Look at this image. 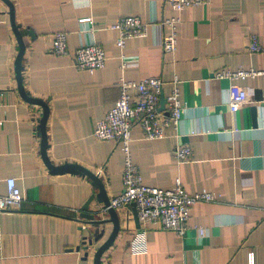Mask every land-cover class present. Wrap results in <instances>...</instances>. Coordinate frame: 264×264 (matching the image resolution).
Listing matches in <instances>:
<instances>
[{"label": "crops", "instance_id": "obj_1", "mask_svg": "<svg viewBox=\"0 0 264 264\" xmlns=\"http://www.w3.org/2000/svg\"><path fill=\"white\" fill-rule=\"evenodd\" d=\"M26 44L24 83L50 107L48 155L56 164L78 163L98 173L110 198L123 190L125 154L118 140H98L94 129L119 99V82L161 77L163 93L180 89L184 104L178 127L167 136L148 139L132 130V156L146 184L165 189L180 177L192 193H215V201L195 204L180 235L152 223L137 227L133 206L117 208L121 231L102 256V264H264V107L253 126L256 96L264 97V75L232 81L216 77L224 69L264 71V0H213L208 5L174 11L166 0H11ZM136 15L146 34L116 45L112 25ZM178 16V45L165 52L162 38L171 30L159 23ZM91 17L94 32L80 19ZM34 32V37L29 33ZM68 33L73 51L95 40L107 55L104 68L90 73L74 57L52 51L56 32ZM257 35L263 49L252 52ZM19 42L9 6L0 0V194L16 178L23 201L0 210V264H95L94 254L113 223L92 245L95 227L81 217L82 207L97 193L83 175L53 174L41 154L39 120L43 108L20 94L15 71ZM232 83L248 89V101L232 113L227 91ZM178 145L193 148V159L178 161ZM91 208H104L94 200ZM108 218L107 212L103 213ZM204 229L202 233L200 229Z\"/></svg>", "mask_w": 264, "mask_h": 264}, {"label": "built area", "instance_id": "obj_2", "mask_svg": "<svg viewBox=\"0 0 264 264\" xmlns=\"http://www.w3.org/2000/svg\"><path fill=\"white\" fill-rule=\"evenodd\" d=\"M213 0H166V3L176 12L184 11L189 7L208 5ZM87 24L83 31L93 33L91 17L80 19ZM178 16L163 19L159 26L170 28V32L163 36L162 47L165 52H174L177 49ZM112 28L118 32L116 45L123 49L129 38L146 34L147 23L139 16L127 15L120 17ZM249 49L259 52L263 49L257 35L250 37ZM52 51L57 55L71 54L81 70L94 73L106 65L107 55L104 48L95 40L81 44L73 51L68 45V33L56 32L53 39ZM263 74L254 68L232 71L224 69L216 73V77H229L232 81L243 80ZM175 86L166 97V108L160 110L161 95L164 81L158 76H149L140 81L119 82L121 94L116 103L108 109L105 116L97 121L94 136L98 140H118L125 154L123 165V190L111 200V206L120 208L135 202L141 223H152L166 230H172L182 235L187 227L193 206L199 202L215 201V193L204 190L192 194L185 187L180 177L176 178L172 188L165 189L151 186L144 182L139 165L132 156V130L140 125L148 139H159L167 136L171 126L178 127L182 119L184 104L180 99V89L175 80ZM5 91L0 89V104ZM227 101L232 113L238 112L248 101L249 92L244 86L232 83L227 91ZM167 112V113H166ZM174 157L182 162L193 159L194 151L189 145H178L173 151ZM7 193L0 194V210H7L13 206H20L23 201L21 189L17 186L16 178L7 179ZM104 211L107 208H103ZM202 233L205 230L200 229ZM250 263H254L253 252L250 254Z\"/></svg>", "mask_w": 264, "mask_h": 264}, {"label": "water", "instance_id": "obj_3", "mask_svg": "<svg viewBox=\"0 0 264 264\" xmlns=\"http://www.w3.org/2000/svg\"><path fill=\"white\" fill-rule=\"evenodd\" d=\"M3 1H5V3L9 6L10 22L19 42V53L16 58L15 71L17 75L18 88L20 94L29 103L39 104L43 108V116L40 118L38 125L39 134L42 139L41 154L43 160L50 169L51 173L53 174L73 173V174H80L86 176L92 181L93 186L98 190L97 193H94L89 197V199L82 207L81 217L85 218L87 222H89L95 227L91 235H89V237H85L86 239L85 242H88L90 245H92L94 241H99L105 234V225L109 222L113 223V229L111 231V234L98 247V249L94 254V263L102 264L103 254L113 245L115 239L117 238L119 232L121 231L122 219L120 213L116 207L111 206L112 198L109 197L106 190L105 182L98 173L78 163L65 162L56 165L50 159L48 155L49 142L47 135V121L50 114V107L45 100L38 97H33L25 88L23 71H24V56L26 53V44L23 39L22 27L16 22V12H15L14 3L11 0H3ZM29 33L34 37V32L32 30H29ZM256 100L261 103H259V105L252 107L254 127H258L260 124V113L262 107H264V97L262 95V92H259V94L256 96ZM166 102H167L166 97L164 93H162L161 104L159 107L160 110H164L166 108ZM94 200H96L100 204H103L104 208H107V210L104 211L101 208H97V209L91 208V204ZM125 206H133L135 221L137 227H140V219H139L136 203L132 202ZM104 212L108 213L109 215L108 218L103 217Z\"/></svg>", "mask_w": 264, "mask_h": 264}]
</instances>
